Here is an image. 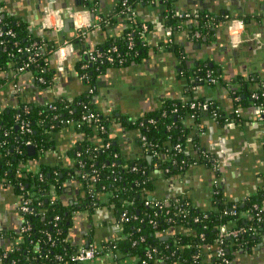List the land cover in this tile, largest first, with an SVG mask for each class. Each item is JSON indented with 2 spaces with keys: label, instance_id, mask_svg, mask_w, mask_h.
Instances as JSON below:
<instances>
[{
  "label": "trees",
  "instance_id": "16d2710c",
  "mask_svg": "<svg viewBox=\"0 0 264 264\" xmlns=\"http://www.w3.org/2000/svg\"><path fill=\"white\" fill-rule=\"evenodd\" d=\"M115 1L107 15L97 11L93 0H76V5L89 10L92 17H98L100 20L97 23L102 30L114 27L119 21L126 22L123 35L109 38L102 49L116 47L123 59L121 66L85 62L82 52L87 47L82 40L74 38L71 41L80 58L75 66L76 75L86 74L87 77L80 81L85 87L84 92L72 99L64 96L53 98L44 105L21 103L0 113V184L11 187L19 201L26 200L29 208L25 214L18 208L21 225L17 231L9 234L0 230V239L7 235L11 239L8 249L0 247V264H77L70 259L76 250L67 242L72 215L78 210L91 215L97 208H104L119 230L117 239L102 245V252L111 251L115 255L114 260L135 259L149 264H224L223 260H227L231 264L236 254L251 251L259 241L264 224L261 188L239 202L228 200L223 183H219L210 186L205 206L196 205L186 196L157 199L164 203L161 209L154 204L156 199L145 204L155 189L156 175H162L164 180L171 179L183 176L190 167L197 165L211 173V181L220 178L222 168L217 171L212 169L216 165V156L204 149L198 138L191 139L190 128L184 125V120L190 118L192 113V101L217 106L212 101L195 99L192 89L200 85L215 86L220 73L206 61H199L196 67L188 69L185 52L175 40L174 33L183 28L186 21H190V37L197 32L200 37L192 38L194 41L202 42L205 39L208 42L213 29L225 19L205 10L187 12V17H180L176 13L177 0ZM123 1H126L125 6ZM141 6L157 9L164 29L168 28L172 33V43H164L163 48L174 54L179 63L178 79L192 78L184 89L187 101L166 100L161 110L136 120L114 114L104 115L96 110L92 99L99 76L108 68L138 64L147 55L146 43L141 41L144 36L142 25L147 26L148 33L151 24L139 17ZM127 7L134 11V16L126 12ZM0 31V90L10 81L17 82L21 75L17 70L28 62L29 57L33 60L26 73L34 78V86L46 91L52 89L56 73L49 65V57L56 47L43 37V31L33 34L25 23L2 13ZM7 32L11 34L5 35ZM128 38L133 43L131 49ZM32 44L35 47L30 55L24 54ZM83 65L85 68L82 69ZM7 72L10 74L5 77ZM207 73L216 82H208ZM39 78L43 82H38ZM249 79L256 84L252 90L248 89L243 79L236 81L239 89L233 95L237 94L240 98L236 103H247L264 110L261 78L258 74H252ZM89 90H93V94H89ZM87 115L93 117L83 120ZM200 115L195 116V122ZM22 120L28 123L29 132L21 131ZM217 121L223 123V118ZM70 125L80 135V140L66 152L73 165L69 168L40 166L37 171L30 170V163L36 162L42 153L54 150L53 135ZM115 125L125 131L139 133L137 144L144 154L142 158L123 160L110 131ZM101 126L103 131L100 130ZM27 143L33 146V155H28ZM75 179L83 184L85 198L75 206H68L61 196L66 184ZM255 205L256 210L253 208ZM233 206L235 215L231 214ZM55 217H59L56 225ZM221 226H225L227 232L238 229L243 232L235 238L225 236L219 239ZM167 233L169 235L166 236ZM219 248L224 251L223 258L214 255ZM152 250L155 251L148 258L147 252Z\"/></svg>",
  "mask_w": 264,
  "mask_h": 264
},
{
  "label": "crops",
  "instance_id": "0c3cea01",
  "mask_svg": "<svg viewBox=\"0 0 264 264\" xmlns=\"http://www.w3.org/2000/svg\"><path fill=\"white\" fill-rule=\"evenodd\" d=\"M93 1L97 11L104 15L109 14L116 3L115 0ZM46 8L49 11H61L63 21L71 8L80 9L76 0H0V13L25 23L33 34L42 33L40 25ZM176 9L181 17L187 12L205 10L214 16H229V20L236 19L243 23L240 29L225 19L213 29L212 38L208 42H196L190 37V21H186L183 28L174 33L175 40L185 52L188 69L196 67L199 61H206L220 73L219 82L215 86H197L192 89V96L214 102L223 115V123L202 113L196 122L192 118L185 119L184 125L190 128L191 139L198 138L201 146L216 156L222 168L220 176L224 179L226 198L241 201L264 185L262 126L255 121V108L251 104L238 105L233 99V93L239 89L236 83L238 79H243L249 90L256 87L252 79H249L252 74H258L260 84L264 83V0H177ZM139 17L151 24L145 37L147 55L138 64L108 68L99 76L92 99L96 110L104 115L114 114L136 120L148 113L158 112L166 100L187 101L184 89L192 78L177 77L179 63L174 54L163 48L165 29L162 17L157 9L144 6L139 8ZM126 26L125 21H119L112 28L94 30L87 36L84 45L92 50L103 49L109 38L122 36ZM229 26H233L239 33L240 43L236 48L230 46ZM42 31L43 37L55 47L61 45L60 33ZM65 36L70 37L71 31ZM77 52L75 46L74 52L62 64L58 63L54 54L50 55L49 65L56 73L54 86L50 90L35 87L27 73L21 74L17 82L6 83L0 90V113L16 108L21 103L44 105L53 98L64 96L72 99L80 96L85 87L76 75L75 66L80 59ZM110 131L123 160L143 157L137 144V131H125L119 125L113 126ZM79 140L80 135L71 125L61 128L53 135L54 150L42 153L28 168L37 171L40 166L71 167L73 160L67 157L66 152ZM210 174L194 165L183 176L164 180L162 175H156L155 189L150 196L162 200L186 196L196 205L205 206L212 182ZM84 198V186L78 179L68 182L61 196L63 203L68 206H75ZM18 204L19 199L13 189L0 184V230L10 234L20 228ZM72 216L67 242L76 251L89 244L102 249L103 244L119 237L117 225L104 208H97L91 215L78 210ZM9 236L0 239L1 248L8 249L11 246ZM130 262L124 258L114 260L111 255L102 253L95 264ZM231 264H264V224L258 243L251 251L236 254Z\"/></svg>",
  "mask_w": 264,
  "mask_h": 264
},
{
  "label": "built area",
  "instance_id": "2783aa9c",
  "mask_svg": "<svg viewBox=\"0 0 264 264\" xmlns=\"http://www.w3.org/2000/svg\"><path fill=\"white\" fill-rule=\"evenodd\" d=\"M163 1H168V0H163ZM126 1H123V5L125 6ZM126 12L131 13L134 16V11L131 10L129 7L126 8ZM178 15H180L179 13H177ZM182 16L187 17L188 14H183ZM70 18L72 21V27L70 29L71 31V36L70 39H66L64 40L60 46L56 47V49L54 51H52L51 54H54L57 59H58V63L62 64V62L64 61L65 58H67L68 56H70L74 50H75V45L72 43V39H79L82 40V42H85V39L87 38V36L91 33L94 32V30H97L100 28L99 24L97 23L100 19L98 17H92L89 10L84 9V8H80V9H70L67 14H66V18ZM181 17V15H180ZM224 19H228L227 16H225ZM229 20V19H228ZM230 22H232L233 24H236L240 29L243 27V23L240 20H236V19H230ZM63 26H64V21L63 18L61 16V11L59 10H50L48 11V13H46L44 15V18L41 22L40 28L41 30H49V31H53L55 32V34L60 33L63 30ZM229 36L230 38V43H231V47L232 48H236L239 43V33L238 30L234 29L233 26H229ZM142 31L144 33V36L141 38L142 42H145V37L147 34V26L145 24L142 25ZM10 32H7L5 35H10ZM2 35V32L0 31V36ZM200 37L199 33H194L192 35L193 39H198ZM164 43H168L171 44L172 43V33L170 31V29H165V42ZM35 47V44L30 45L29 48L25 49L24 54L26 55H30L31 51H33V48ZM128 47L129 49H131L133 47V43L131 38H128ZM20 51V50H19ZM84 58H85V62L87 63H94V62H100V63H104V64H108V65H118L121 66L123 64V59L122 57L118 54L117 52V48L116 47H109L106 48L104 50L102 49H95L92 50L90 48H86L85 50H83L82 52ZM33 60L32 57L28 58V62L23 64L21 67L18 68L17 72L18 74H23L26 72H29V64L30 62ZM82 69L85 68V65H83L81 67ZM78 77V75H77ZM33 80L34 78L31 77ZM86 74H83L81 76L78 77L79 81H83L86 80ZM206 80L208 82L214 83L216 82V80L214 78H212L210 76L209 73L206 74ZM38 82H43L41 78L38 79ZM261 89L264 88V83L260 84ZM264 90V89H263ZM89 94H93V90H89L88 91ZM264 92V91H263ZM255 94H253L254 96ZM262 95H264L262 93ZM233 99L235 102H239L240 98L239 96L236 94L233 96ZM50 107V106H49ZM51 108V107H50ZM190 109L192 111L190 118L194 119L196 115L198 114H202V113H206L209 114L214 120H219L220 118H222L219 107L218 106H209L207 103H201V102H196V101H192L190 103ZM264 116V110L261 107H255V115H254V119L257 123H260L262 126V133L264 134V126L262 125V118ZM92 115H87L83 118V120L85 119H90L92 118ZM20 129L23 132H29V128H28V123L24 120H22L20 122ZM100 130L103 131L104 128L101 126ZM142 141H145L144 138H141ZM28 146H30L29 143H27ZM263 148H264V139H263ZM176 148H179L178 146ZM220 168V164L218 162V160H216V165L214 167H212L213 170L217 171ZM224 179L222 176H220L219 179H214L211 182V185H217L219 183H223ZM262 189V196L264 197V185L261 187ZM154 198H149L148 202H145L146 205L149 204V202L154 201ZM155 205L158 206L159 209L162 208L163 204L162 202H159V200H155L154 201ZM233 202H239V201H233ZM52 204V203H51ZM18 208L19 211L22 214H25L27 212H29V208L27 206L26 200H20L19 204H18ZM253 208L256 210L257 206H253ZM232 215H235V206L232 207ZM59 220V217H55L54 221H55V225L57 223V221ZM258 220H260L258 218ZM54 225V226H55ZM28 226V225H27ZM24 227L22 230H25ZM240 232H243L242 229H238V230H233L231 232H227L225 226H221L219 228V239L223 238L225 236H231L233 238H235ZM155 250H152L151 252H147V256L148 258H151V253L154 252ZM102 249L99 248L98 246L95 245H91L89 244L88 246L81 248L79 250H77L76 252H74L70 259L71 261L77 263V264H95L96 260L100 257V255L102 254ZM106 254L111 255L112 258H115L114 254L111 251H106ZM214 255L217 258H223L224 255V251L222 248H219ZM224 264H228L227 260H223ZM128 264H149L146 261H141V262H137V260L133 259L131 260L130 263ZM154 264H163V263H157L155 262Z\"/></svg>",
  "mask_w": 264,
  "mask_h": 264
},
{
  "label": "water",
  "instance_id": "95a60500",
  "mask_svg": "<svg viewBox=\"0 0 264 264\" xmlns=\"http://www.w3.org/2000/svg\"><path fill=\"white\" fill-rule=\"evenodd\" d=\"M77 4V3H76ZM51 7V6H50ZM48 11H49V8H46L45 9V11H44V14H46V13H48ZM176 13H178V10L176 9ZM64 24H65V26H64V29H63V31H61L60 32V35H61V40H62V42L65 40V39H70V37H68V36H65V35H67L68 33H69V31H70V29H71V27H72V21H71V19L70 18H66L65 19V21H64ZM203 41H205V39H203ZM61 42V43H62ZM188 63V62H187ZM27 153H28V155H33V153H34V148H33V146H28L27 147Z\"/></svg>",
  "mask_w": 264,
  "mask_h": 264
}]
</instances>
